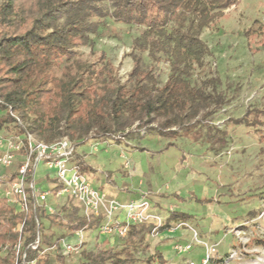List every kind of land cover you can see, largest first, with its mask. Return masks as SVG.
<instances>
[{
	"label": "trees",
	"instance_id": "obj_1",
	"mask_svg": "<svg viewBox=\"0 0 264 264\" xmlns=\"http://www.w3.org/2000/svg\"><path fill=\"white\" fill-rule=\"evenodd\" d=\"M240 0H3L0 4V133L28 131L38 139L53 142L64 137L76 147L88 139L105 142L142 131L173 139L199 115L209 119L227 104L219 91L218 77L201 88L192 83L196 68H203L210 50L202 40L204 30L225 16ZM107 18L117 24L140 28L128 55L133 68L127 79L113 78L108 64L81 60L77 48L94 47L96 35ZM99 21V22H98ZM148 60V62L146 61ZM166 63L169 75L161 85L154 66ZM207 88L211 91L207 92ZM13 114V115H12ZM18 118L23 126L17 122ZM264 135V105L229 120ZM82 172L90 171L78 158ZM59 189H55L57 193ZM62 215L63 221L58 218ZM39 223L65 231L60 238L84 228H93L78 208L65 206L55 215L44 211ZM192 217L171 212L158 234ZM24 224L25 247L36 240L38 223L33 214L18 213L0 200V264H14L13 247L20 239L15 229ZM153 225L129 228L125 249L138 251ZM42 246L28 249V260L52 264L41 255L51 247L39 231ZM59 242V241H58ZM56 242V243H58ZM104 247L83 254L79 264L140 263V259L117 258ZM3 248L7 254L3 256ZM58 264H66L57 254ZM143 264H165L159 252Z\"/></svg>",
	"mask_w": 264,
	"mask_h": 264
},
{
	"label": "rangeland",
	"instance_id": "obj_2",
	"mask_svg": "<svg viewBox=\"0 0 264 264\" xmlns=\"http://www.w3.org/2000/svg\"><path fill=\"white\" fill-rule=\"evenodd\" d=\"M140 31L136 26L117 24L107 18L97 34L91 36L94 47L77 48L78 57L100 68L108 64L112 77L125 81L133 68L128 56L132 41ZM202 40L210 55L203 68L195 69L192 83L201 88L207 80L218 77L219 91L227 99L221 111L209 119L199 115L189 129L179 131L173 139L146 131L121 137L120 143L113 138L105 142L88 139L76 147L74 161L82 159L92 170L85 172L87 177L95 185L104 184L107 193L115 188H129L133 195L146 194L154 202L160 200L162 191H170L168 186L175 189L176 196L165 197L153 209L165 221L175 209L192 217L186 226L179 228L178 223L172 227V233L186 231L187 237L182 240L193 244L184 263L200 264L205 256L204 246L214 245V264L231 250L239 252V259L231 264H264V135L229 122L264 105V0H240L204 30ZM154 69L163 85L169 75L168 65L160 63ZM5 113L0 111V117ZM46 174L41 164L36 180L45 190L49 188L44 181ZM2 175L7 176L5 169L0 168ZM70 205L77 208L74 203ZM58 220L63 221L62 215ZM41 231L52 245L65 234L47 220L41 221ZM157 235L146 236L138 251H133L125 249L126 238L104 240L97 238L94 231L79 253L65 258V263L79 264L84 253L96 252L105 243L114 249L117 258L132 257L141 261L134 264H143L142 260L155 252ZM171 250L172 246L167 245L157 252L168 254ZM2 254L5 256L7 251ZM47 256L52 264H58L55 251Z\"/></svg>",
	"mask_w": 264,
	"mask_h": 264
},
{
	"label": "built area",
	"instance_id": "obj_3",
	"mask_svg": "<svg viewBox=\"0 0 264 264\" xmlns=\"http://www.w3.org/2000/svg\"><path fill=\"white\" fill-rule=\"evenodd\" d=\"M13 115V114H12ZM17 122L23 126L18 119ZM75 143L64 137L45 142L34 134L24 131L21 134L0 133V168L9 170L16 165V170L7 176H0V200H5L18 213L33 214L38 223L36 240L25 247L26 237L23 235L24 224L15 231L21 236L13 247L14 264H37V260H28V249L38 250L42 246L40 236L41 223L38 217L44 211L47 215H55L62 208L74 203L87 222H95L93 228H84L62 238L51 247L44 248L41 255L55 251L64 258L77 254L89 240V235L97 232V238L110 240L125 239L129 228L140 225H153L152 234L164 226L165 220L154 212L153 204L146 194L136 200L120 201L98 188L87 177L75 158ZM47 171L44 181L49 185L43 189L36 180L39 166ZM55 189H59L54 193ZM59 207V208H58ZM58 208V210H56ZM186 223H179V228ZM172 230V228H171ZM196 243H200L195 239ZM191 243H177L174 251L185 256L192 250ZM205 256L200 264H214L217 253L216 246L205 245ZM7 248H3L6 252ZM239 259V252L231 250L228 256L221 258L217 264H231ZM184 264H194L186 261Z\"/></svg>",
	"mask_w": 264,
	"mask_h": 264
},
{
	"label": "crops",
	"instance_id": "obj_4",
	"mask_svg": "<svg viewBox=\"0 0 264 264\" xmlns=\"http://www.w3.org/2000/svg\"><path fill=\"white\" fill-rule=\"evenodd\" d=\"M13 170L14 171L16 170V165L13 168L9 169V170H5V174L11 173V172H13ZM91 171L92 170H90V172ZM103 185L104 184H99V185H95V186H97L98 188L106 191V189L104 188ZM113 188H115V187H113ZM168 188H169L170 191H162L161 192V194H163L162 196L160 195V200L162 202L164 201V198L165 197H169V196L174 197L177 194V192L175 191V189H172V187H169V186H168ZM158 193H160V191ZM108 194L110 196H112L113 198H116V199H118L120 201L136 200L139 197V195L138 196L133 195L132 192H131V189H129V188H123V189H117V188H115L111 192H108ZM160 200L159 201H157L156 199L153 200L154 201V202H152L153 205L155 206L156 204L161 203ZM175 211H176V209H175ZM169 215L167 216V219L169 218ZM157 236L158 237H157V244H156V247H155V252H157V250H158L159 247L167 246V245H171L172 246V250L170 252H168V254L161 253V255L165 259V264H184L183 258L184 257L187 258V255L188 254L185 255V256H177L175 254L174 250H173V244H175L177 242L178 243H187L186 240H182L183 238H186L187 237L186 231H182V230L180 231V230H178L175 233H172V230H169V231H166L164 233L158 234ZM165 239H171V241H164L163 242V240H165Z\"/></svg>",
	"mask_w": 264,
	"mask_h": 264
}]
</instances>
